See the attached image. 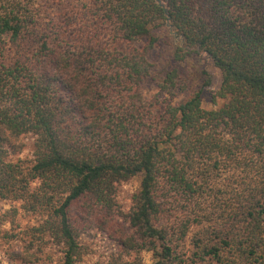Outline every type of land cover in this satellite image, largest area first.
Wrapping results in <instances>:
<instances>
[{
	"label": "trees",
	"instance_id": "trees-1",
	"mask_svg": "<svg viewBox=\"0 0 264 264\" xmlns=\"http://www.w3.org/2000/svg\"><path fill=\"white\" fill-rule=\"evenodd\" d=\"M162 2L183 43L155 0H0L1 239L23 211L60 264H87L90 231L115 251L89 264H264V0ZM164 38L176 62L221 71L214 109L203 89L178 100L177 69L146 97ZM29 135L32 161L16 160Z\"/></svg>",
	"mask_w": 264,
	"mask_h": 264
},
{
	"label": "rangeland",
	"instance_id": "rangeland-1",
	"mask_svg": "<svg viewBox=\"0 0 264 264\" xmlns=\"http://www.w3.org/2000/svg\"><path fill=\"white\" fill-rule=\"evenodd\" d=\"M179 41L181 42L180 39L176 40L174 37V43H179ZM174 50L173 41L164 38L159 44L157 51L151 55L150 60L153 64V75L144 85L146 97H153L158 92V82L162 71H165V69H177L181 86L184 87L183 92H181L182 94L178 96V100L182 101L194 92L203 89V108L206 110L214 109L212 97L221 87V71L203 53L192 60L178 63L173 59ZM203 70H206L211 76V85L208 87H204L206 77L203 74ZM24 141L26 147L23 153L15 157V159L20 158L21 160L30 162L33 159L34 138L29 135ZM139 187L140 178H134L118 186L117 202L123 211L128 212L130 210L132 197L138 192ZM12 205L18 207V204L10 201L3 203L5 209H10ZM38 222L39 218L37 216L21 211L16 219L15 226L7 225L4 228L14 238L11 242H6V240L0 238V264H60L61 250L59 247H55L50 242H47V245L41 246H38L36 242L31 244V236L28 235L30 234L31 227L36 226ZM80 242L85 248L83 262L87 264L107 261L115 251L113 243L106 235L98 231H90L82 235ZM18 253H21V258L17 256ZM143 257L145 264H151V254L144 253Z\"/></svg>",
	"mask_w": 264,
	"mask_h": 264
},
{
	"label": "water",
	"instance_id": "water-1",
	"mask_svg": "<svg viewBox=\"0 0 264 264\" xmlns=\"http://www.w3.org/2000/svg\"><path fill=\"white\" fill-rule=\"evenodd\" d=\"M161 7L165 8V14L168 16V21H167V27L171 30V34L174 35L175 39L181 40V43H183V38L182 37H178L176 35L175 32L172 31V25L170 23V17H169V13H168V9L166 8L165 4L162 2V0H155Z\"/></svg>",
	"mask_w": 264,
	"mask_h": 264
}]
</instances>
